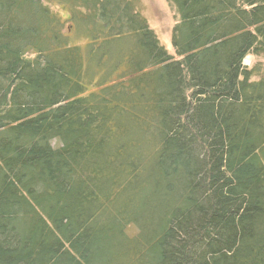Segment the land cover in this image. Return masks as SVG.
Wrapping results in <instances>:
<instances>
[{
    "label": "trees",
    "instance_id": "1",
    "mask_svg": "<svg viewBox=\"0 0 264 264\" xmlns=\"http://www.w3.org/2000/svg\"><path fill=\"white\" fill-rule=\"evenodd\" d=\"M166 1L0 0V264H264V0Z\"/></svg>",
    "mask_w": 264,
    "mask_h": 264
},
{
    "label": "rangeland",
    "instance_id": "2",
    "mask_svg": "<svg viewBox=\"0 0 264 264\" xmlns=\"http://www.w3.org/2000/svg\"><path fill=\"white\" fill-rule=\"evenodd\" d=\"M139 1L141 3V13L145 17L149 29L155 34L165 51L170 56L177 59L170 42L171 31L178 21L174 10L169 6L166 0ZM50 5L57 7H53L54 9L52 8L55 12L59 9V6L54 1H52V4ZM59 16L62 20H66L67 16L62 11L59 12ZM62 32L70 37V42L72 44H84V39L79 38V36L75 34L71 23L65 21ZM242 65L248 70H252L253 80H258L261 77H264V56L247 55L243 60ZM51 144L53 146L57 145L55 141H52Z\"/></svg>",
    "mask_w": 264,
    "mask_h": 264
}]
</instances>
